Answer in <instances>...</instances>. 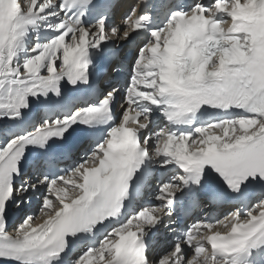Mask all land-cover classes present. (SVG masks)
I'll use <instances>...</instances> for the list:
<instances>
[{"label":"snow or ice","instance_id":"obj_1","mask_svg":"<svg viewBox=\"0 0 264 264\" xmlns=\"http://www.w3.org/2000/svg\"><path fill=\"white\" fill-rule=\"evenodd\" d=\"M0 264H264V0H0Z\"/></svg>","mask_w":264,"mask_h":264}]
</instances>
